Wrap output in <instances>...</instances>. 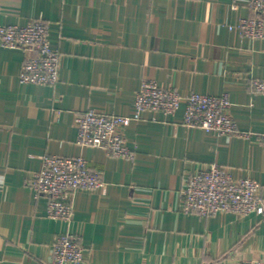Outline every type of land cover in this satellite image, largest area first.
Returning a JSON list of instances; mask_svg holds the SVG:
<instances>
[{"label": "crops", "instance_id": "obj_1", "mask_svg": "<svg viewBox=\"0 0 264 264\" xmlns=\"http://www.w3.org/2000/svg\"><path fill=\"white\" fill-rule=\"evenodd\" d=\"M247 0H0V24L43 19L60 52L55 85L23 83L24 48L0 46V264H46L67 231L85 248L80 264H240L264 258V214L185 211L188 176L209 163L262 185L264 148L145 110L124 128L133 160L77 142L88 109L129 115L146 78L181 96L228 93L243 130L264 132V38L237 28ZM84 156L106 184L74 194L73 220L47 214L29 185L46 155Z\"/></svg>", "mask_w": 264, "mask_h": 264}, {"label": "built area", "instance_id": "obj_2", "mask_svg": "<svg viewBox=\"0 0 264 264\" xmlns=\"http://www.w3.org/2000/svg\"><path fill=\"white\" fill-rule=\"evenodd\" d=\"M238 0H233L237 2ZM253 12L242 18L237 28L243 36L264 38V0H247ZM0 46L24 48L26 57L19 75L23 83L55 85L60 77V52L53 46L49 27L43 19L26 25L0 24ZM255 91L264 94V80H255ZM185 101L184 121L187 126L213 131L223 136L251 138L257 134L264 148V132L255 133L240 128L231 113L230 95L192 92L181 96L154 79L142 81L136 93L134 110L129 115H108L88 109L75 116L77 142L105 149L110 155L133 160L135 150L123 133L131 122L141 120L142 112L154 110L173 115ZM106 184L102 174L90 166L84 156L46 155L40 170L34 172L29 185L36 196L47 198V214L57 220L72 221L74 194L78 190H98ZM185 211L201 216L232 212L238 216L264 214L262 185L252 178H235L230 170L218 163H209L188 176L183 189ZM85 248L74 231L59 234L52 245L51 259L46 264H80ZM240 264H264V258L243 260Z\"/></svg>", "mask_w": 264, "mask_h": 264}]
</instances>
